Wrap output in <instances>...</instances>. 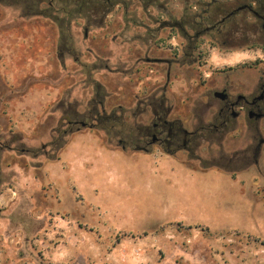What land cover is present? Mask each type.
<instances>
[{"label":"rangeland","instance_id":"374dc122","mask_svg":"<svg viewBox=\"0 0 264 264\" xmlns=\"http://www.w3.org/2000/svg\"><path fill=\"white\" fill-rule=\"evenodd\" d=\"M34 1L0 0V264H264V118L174 155L137 140L150 96L192 129L211 69L255 86L264 48L221 43L263 35L250 12L194 51L183 29L264 0Z\"/></svg>","mask_w":264,"mask_h":264},{"label":"flooded vegetation","instance_id":"af4514ba","mask_svg":"<svg viewBox=\"0 0 264 264\" xmlns=\"http://www.w3.org/2000/svg\"><path fill=\"white\" fill-rule=\"evenodd\" d=\"M244 11L250 12L252 16L261 22L259 33H263V35L257 37L256 34H250L249 32L246 34L242 32L243 29L236 27L232 32L231 40H221L222 46H225L226 49L232 48L236 46L237 39H243L247 47L246 50H253L254 47L262 50L264 48V12L256 8L253 3L248 2L238 5L223 17L225 18L224 20L221 18L213 25L198 30L194 34H190L188 30L183 29V36L188 40V45L185 47L187 50L191 49V51L202 48L203 46H199L197 43L203 41L201 40L203 34L218 31V27L225 24L229 18L242 15ZM256 25L258 26V24ZM214 47V45H210V49ZM237 69L236 66L229 63L217 72L211 69L210 74H207L204 85L213 79L212 87L204 94L206 98L201 99V102H199L201 111L192 129L186 127L179 117H169L172 105L167 102L168 100L164 95L157 96L155 94L146 99L151 109V119L149 122L141 124L146 133L144 135L140 134L137 139L142 142L138 146L139 149L149 151L152 147H155L172 155L181 150L191 152L194 144L198 143L200 139L207 137V135L218 134L219 136H225L240 117L247 116L250 120L263 119L264 72L260 74L255 86L250 91H242L239 90L240 86L234 79ZM216 73L218 76H216ZM243 84L244 87L247 86V83L244 82ZM218 91L223 92V95H216ZM146 100L140 99L143 102ZM212 107L215 109L214 112L210 111ZM85 124L83 123V125ZM256 132L257 145L255 151L258 153L261 145L264 144V138L261 135L259 126H256Z\"/></svg>","mask_w":264,"mask_h":264},{"label":"trees","instance_id":"16d2710c","mask_svg":"<svg viewBox=\"0 0 264 264\" xmlns=\"http://www.w3.org/2000/svg\"><path fill=\"white\" fill-rule=\"evenodd\" d=\"M29 1V0H28ZM30 2H32L33 4L34 3H37L36 1H34V0H30ZM14 3V2H13ZM80 6L82 7V4L80 3ZM57 9V11L59 10L58 8H56ZM68 12H70V11H68ZM58 21H59V19H57ZM64 21V20H63ZM63 21H61V23H59V24H62L63 23ZM104 116V115H103ZM188 227H192V225H188ZM261 243H262V245L264 246V240H262L261 241Z\"/></svg>","mask_w":264,"mask_h":264},{"label":"water","instance_id":"95a60500","mask_svg":"<svg viewBox=\"0 0 264 264\" xmlns=\"http://www.w3.org/2000/svg\"><path fill=\"white\" fill-rule=\"evenodd\" d=\"M224 19H225V18H223L222 20H224ZM216 95L221 96V95H223V92L218 91V92H216Z\"/></svg>","mask_w":264,"mask_h":264}]
</instances>
